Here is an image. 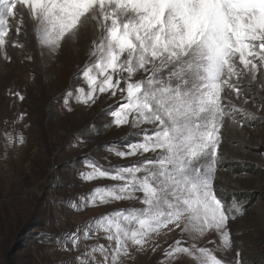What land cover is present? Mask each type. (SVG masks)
I'll use <instances>...</instances> for the list:
<instances>
[{
	"label": "snow or ice",
	"instance_id": "obj_1",
	"mask_svg": "<svg viewBox=\"0 0 264 264\" xmlns=\"http://www.w3.org/2000/svg\"><path fill=\"white\" fill-rule=\"evenodd\" d=\"M81 40L87 59L61 107L111 100L104 127L129 132L105 149L134 159L82 157V182L113 183L81 194L70 210L132 205L55 237L57 264H130L133 253L160 250L161 236L158 264H249L237 226L249 205L227 197L217 173L226 134L264 124V0H0V61L18 50L21 62L38 55L48 65ZM6 95L15 106L26 91ZM28 115L5 120V151L26 143L16 125L30 127ZM169 234L178 238L168 242Z\"/></svg>",
	"mask_w": 264,
	"mask_h": 264
},
{
	"label": "rangeland",
	"instance_id": "obj_2",
	"mask_svg": "<svg viewBox=\"0 0 264 264\" xmlns=\"http://www.w3.org/2000/svg\"><path fill=\"white\" fill-rule=\"evenodd\" d=\"M22 40L30 39L21 37ZM34 44L28 50L34 53ZM88 46L67 42L54 63L45 65L37 55L32 62H21L22 54L12 50L13 62L0 61V130L5 120L27 112L30 127L18 121L26 143L5 151L0 137V264H57L62 254L54 252V238L71 231L94 216L115 208H127L130 201L109 206L70 210L72 201L107 179L82 182L77 175L82 157L91 154L107 157L112 164L130 163L112 156L105 149L111 141L129 132L125 127L105 128L109 117L103 112L112 103H98L92 108L74 104L65 112L60 97L78 65L87 59ZM35 54V53H34ZM26 91L24 101L12 105L7 90ZM81 142L78 144L77 140ZM226 156L217 173V184L231 198L248 204V213L238 222L244 230V252L249 264H264V124L243 130H230L223 145ZM178 238L169 234L168 242ZM162 247L156 253H133L130 264H158L165 237L156 238ZM129 264V262H125ZM184 264H189L185 258Z\"/></svg>",
	"mask_w": 264,
	"mask_h": 264
}]
</instances>
